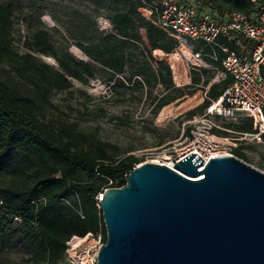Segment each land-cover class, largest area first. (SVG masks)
Returning <instances> with one entry per match:
<instances>
[{
  "label": "trees",
  "instance_id": "obj_1",
  "mask_svg": "<svg viewBox=\"0 0 264 264\" xmlns=\"http://www.w3.org/2000/svg\"><path fill=\"white\" fill-rule=\"evenodd\" d=\"M186 1L199 16L206 14L218 22L226 21L234 11H244L248 16L254 12L251 0ZM97 2L114 9L106 20L119 37L127 40H112L111 35L89 22L90 26L78 30L75 44L88 59L85 62L74 58L67 48L57 49L37 18L38 26L27 46L30 52L53 59L57 68L31 53L19 55L12 49L13 6L0 3V262L5 261L7 253L18 252L31 264H66V246L72 237L92 235L104 244L106 231L98 197L108 188L123 187L126 175L141 162L95 137L88 140L75 124L43 119L42 112L52 107L54 93L69 90L71 80L86 84L99 67L107 75L103 82L109 93L161 86L163 91L153 110L156 116L177 99L193 96L195 87L201 85L206 88V99L185 114L190 119L197 112L201 114L209 100L217 99L231 83L229 76L211 83L221 69L223 55L217 51L216 61L205 57L214 69L191 68L190 86L174 85L171 68L152 56L144 40L151 50L156 47L165 54L172 53L177 42L143 22L133 8L134 3H144L156 17L160 0ZM134 20L141 22L143 37ZM237 42L228 44L229 49L237 54L251 51L250 42ZM243 122L246 124L237 128L251 133L250 120ZM260 140L264 143V131ZM233 155L247 160L242 146Z\"/></svg>",
  "mask_w": 264,
  "mask_h": 264
},
{
  "label": "water",
  "instance_id": "obj_2",
  "mask_svg": "<svg viewBox=\"0 0 264 264\" xmlns=\"http://www.w3.org/2000/svg\"><path fill=\"white\" fill-rule=\"evenodd\" d=\"M125 182L99 195L106 242L95 264H264V173L242 160L145 162Z\"/></svg>",
  "mask_w": 264,
  "mask_h": 264
},
{
  "label": "rangeland",
  "instance_id": "obj_3",
  "mask_svg": "<svg viewBox=\"0 0 264 264\" xmlns=\"http://www.w3.org/2000/svg\"><path fill=\"white\" fill-rule=\"evenodd\" d=\"M5 2L13 6L12 49L19 55L31 53L54 68H57V64L53 59L30 52L27 46L33 31L38 26L37 18L49 32L50 40L57 49L67 48L74 58L85 62H88V59L75 44L79 41L78 30L90 26L89 22H94L105 35L113 36H109L112 40H127L125 37H119L106 20L114 9L99 4L97 0H0V3ZM133 8L143 22L152 24V17L144 3L141 5L134 3ZM132 23L139 28L143 37L144 29L141 22L134 20ZM144 43L151 50L145 40ZM196 46L199 45L192 44L193 53L197 52ZM182 50L185 51L177 46L172 53L166 54L169 57L164 59L171 68L174 85L180 88L190 86L188 72L195 62L190 60L186 53L181 54ZM175 54H179V58L173 57ZM172 58H174L173 63ZM173 68L177 69V78L181 79L177 83L174 82ZM95 69L93 77L86 84L71 80L72 87L69 90L54 93L51 98L52 107L45 108L42 112L43 119L75 124L88 140L95 137L101 142L117 147L120 154L132 155L139 159L141 162L136 166L157 160L149 156V153L160 154L158 160L162 161L163 151L179 152L187 145V130L191 118H186L185 114L206 99V90H204L206 88L201 85L195 87L197 91L193 96L185 95L177 99L154 116L153 110L163 91L161 86H151L148 89L144 87L143 91L118 90L109 93V87L103 82L107 75L100 71L99 67ZM220 72L221 69L216 71L211 80L212 84L223 79ZM189 91L186 89L185 93ZM198 114L197 112L196 115ZM224 122L228 123L222 121L221 124L224 125ZM228 125L233 126L234 131H241L237 128L238 125ZM242 147L247 158L242 161L264 173V143L261 140H247ZM84 238L79 242V246L69 253H67L68 245L66 246V264H78L75 260L82 255L84 263L88 260V263L95 264L97 251L102 245L100 237L87 235ZM0 264L31 263L26 262V257L21 253L9 252L5 255V261Z\"/></svg>",
  "mask_w": 264,
  "mask_h": 264
},
{
  "label": "built area",
  "instance_id": "obj_4",
  "mask_svg": "<svg viewBox=\"0 0 264 264\" xmlns=\"http://www.w3.org/2000/svg\"><path fill=\"white\" fill-rule=\"evenodd\" d=\"M250 2L254 6L251 16L244 11H234L223 22L206 14L199 16L186 0H160L156 17L148 9L152 17L150 26L166 32L185 49L186 56L195 61L191 68L214 69L205 57L216 61L219 51L223 55L220 75L232 79L217 99L209 100L204 111L189 120L187 145L179 152L163 151L162 161L158 160L160 154L149 153L157 160L148 163L172 168L190 154L207 163L217 157H235L234 151L247 140L260 141L264 131V0ZM239 40L250 42L251 51L237 54L229 49L228 44H238ZM193 43L201 45L195 53ZM204 49L210 52L205 53ZM244 120H250L251 133L234 131L228 125L237 126ZM222 121L228 123L222 125ZM82 256L75 262L93 264L88 260L84 263Z\"/></svg>",
  "mask_w": 264,
  "mask_h": 264
},
{
  "label": "bare ground",
  "instance_id": "obj_5",
  "mask_svg": "<svg viewBox=\"0 0 264 264\" xmlns=\"http://www.w3.org/2000/svg\"><path fill=\"white\" fill-rule=\"evenodd\" d=\"M181 54H183V53H185V51H181L180 52ZM173 57H176V58H179V54H175V55H173ZM170 59V58H169ZM168 59V60H169ZM173 59L174 58H172V63H173ZM179 68V67H178ZM180 71V70H179ZM181 72V71H180ZM178 72H177V69L176 68H173V78H174V82L175 83H177L178 81H180L181 79H178L177 78V74ZM83 239H85V238H77V237H72L71 239H70V241L67 243V245H68V250H67V253H69L70 252V250H73L74 248H76L77 246H79V242H81V241H83ZM78 241V242H77Z\"/></svg>",
  "mask_w": 264,
  "mask_h": 264
},
{
  "label": "crops",
  "instance_id": "obj_6",
  "mask_svg": "<svg viewBox=\"0 0 264 264\" xmlns=\"http://www.w3.org/2000/svg\"><path fill=\"white\" fill-rule=\"evenodd\" d=\"M186 52V51H185ZM205 52V51H204ZM206 53V52H205ZM208 53V52H207ZM224 79V78H223Z\"/></svg>",
  "mask_w": 264,
  "mask_h": 264
}]
</instances>
